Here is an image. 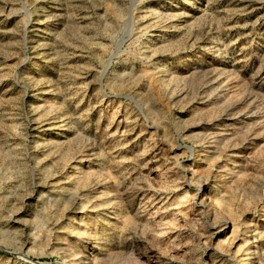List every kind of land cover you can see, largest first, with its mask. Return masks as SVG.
<instances>
[{"label": "rangeland", "instance_id": "rangeland-1", "mask_svg": "<svg viewBox=\"0 0 264 264\" xmlns=\"http://www.w3.org/2000/svg\"><path fill=\"white\" fill-rule=\"evenodd\" d=\"M0 264H264V0H0Z\"/></svg>", "mask_w": 264, "mask_h": 264}, {"label": "bare ground", "instance_id": "bare-ground-1", "mask_svg": "<svg viewBox=\"0 0 264 264\" xmlns=\"http://www.w3.org/2000/svg\"><path fill=\"white\" fill-rule=\"evenodd\" d=\"M208 197V196H207ZM207 199V198H206ZM209 200V199H208ZM205 201V200H204ZM207 203H209L208 201H207ZM217 206H219V205H217ZM211 207H213V206H211ZM220 207V206H219Z\"/></svg>", "mask_w": 264, "mask_h": 264}]
</instances>
